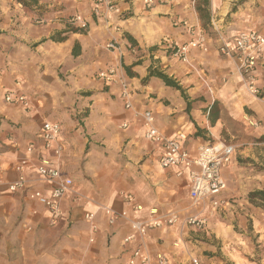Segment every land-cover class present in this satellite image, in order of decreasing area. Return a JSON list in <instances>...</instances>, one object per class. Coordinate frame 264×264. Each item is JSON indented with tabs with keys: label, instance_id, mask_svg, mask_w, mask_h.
Masks as SVG:
<instances>
[{
	"label": "crops",
	"instance_id": "1",
	"mask_svg": "<svg viewBox=\"0 0 264 264\" xmlns=\"http://www.w3.org/2000/svg\"><path fill=\"white\" fill-rule=\"evenodd\" d=\"M98 1L39 0L33 8L35 19H31L21 4L0 0V11L9 21L0 30L5 40L13 41L11 47L7 46L12 48L9 53L13 51L16 61H21V50L31 49L36 61L46 66L43 73L50 74L51 80V89L45 93L36 91L40 106L32 113L12 107L2 114L6 121L0 125V258L32 253L37 258L35 264H63L74 255L81 263L73 264H116L141 248L153 256L166 254L171 264H188L189 260L190 264L193 260L206 264L204 258V263L200 260L205 251L212 253L208 264H223L218 250L232 264H256L239 244L241 239L242 244L247 242L233 235L228 229L232 225L227 222L216 225L213 217L209 224L210 238L223 245L219 249V244H205L202 237L185 226V218L190 214L204 215L207 207L226 215L232 208L230 203L237 202L228 199L231 190L249 185V173L242 169L237 151L223 171L226 189L215 198L219 205L215 206L212 198L195 203L189 195V174L178 177L176 170L160 167L163 147L145 140L135 113L153 111L156 126L165 137H185L182 143L192 155L202 144L227 142L224 137L229 135L232 124L264 136V129L247 124L264 120V67L254 73L255 86L261 91L258 99L249 92L240 74L238 58L221 55L217 34L206 35L197 12L200 0H154L153 6H148L147 0H108L113 11ZM214 2L219 5V0ZM97 7L101 9L99 15L94 13ZM222 20L225 19L212 18V25L225 35L231 49L242 31L264 35V9L260 7L240 11L220 25ZM82 24L86 28L82 29ZM74 29L80 31L73 32ZM193 30L205 35L208 51L192 50L185 64L174 58L168 47L190 42ZM54 36L64 40L53 42ZM74 48L79 51L75 57ZM108 69H114L116 75L108 81L99 79V73ZM150 69L178 83L187 99L161 79L150 77ZM46 75L38 74L39 79H46ZM125 88L131 95L132 110L125 108ZM215 103L219 118L212 122L211 107ZM82 113H86L83 118ZM46 121L62 125L60 141L64 152L59 160L37 139ZM32 143L35 150L27 161L31 188L11 194L7 184L16 180L15 166L26 160V149ZM98 145L103 152L95 150ZM41 158L50 159L74 183L72 192L61 203V218L55 225L51 224L48 210L28 197L33 190L50 193V186L36 173ZM127 193L143 207L142 212L134 211L124 201L121 195ZM190 203L195 204L191 207ZM245 203L260 208L248 198ZM103 207L126 211L128 219L110 226ZM150 209L162 215L174 212L179 222L152 229L142 241L125 245L123 241L131 233L130 222L145 221ZM87 213L96 215L94 227L84 218ZM17 222L20 234L14 233ZM69 225L73 229L68 230ZM22 239L27 240L26 244ZM49 239L53 244L47 250ZM42 257L47 258L41 262Z\"/></svg>",
	"mask_w": 264,
	"mask_h": 264
},
{
	"label": "built area",
	"instance_id": "2",
	"mask_svg": "<svg viewBox=\"0 0 264 264\" xmlns=\"http://www.w3.org/2000/svg\"><path fill=\"white\" fill-rule=\"evenodd\" d=\"M99 4H104L105 9L113 11L114 7L108 0H99ZM154 0H147L148 6L154 5ZM98 7L95 9V15H99ZM77 20H72L76 22ZM81 28H86L85 24ZM192 39L190 42L181 46H170L172 56L182 63L189 62L192 50H200L207 52V38L201 32L193 30L191 32ZM217 40L219 43L218 51L221 55L228 58H238L240 62V74L248 83L249 92L256 98H261V91L255 86L254 73L257 68L264 67V35L256 31H242L237 34L234 47L231 49L228 39L217 30ZM109 48H114L109 45ZM116 75L114 69H108L99 73V79L110 80ZM20 87V84H17ZM130 93L125 88L122 98L126 101L125 108L132 110L133 106L130 102ZM7 104H18L26 110L29 109L30 103L28 97L19 88L14 92H8L4 95ZM135 116L141 121L143 127V136L146 141L153 144H161L163 147V155L159 159L160 167L164 169L176 170L177 176L181 177L185 172L189 174V195L193 202L200 203L207 199H214L213 204L218 206L219 203L215 198L226 189V181L223 177V171L234 159L235 146L224 142L205 143L198 147L195 155H192L182 143L185 137L180 136L177 139H168L156 126V115L151 110H145L141 113L136 112ZM253 125H257L256 123ZM127 126L125 125L124 128ZM62 134V125L54 121H46L43 123L37 139L42 141L45 150L53 151L56 159H60L64 152V145L60 141ZM35 150V144L32 143L26 149V160L19 162L15 166L17 173L16 180L7 184L8 192L11 194L28 192L31 188L30 179L28 177V159L29 155ZM36 173L39 180L50 186V193L46 195L40 190H33L28 193L30 200L38 202L48 210L52 225L58 223L61 218V203L72 192L74 183L71 179L65 177L61 170L54 165L48 158H41L36 166ZM124 201L131 205L136 212H142L143 207L134 203L132 194H122ZM102 212L107 218L110 226L116 225L119 221L127 220L128 213L126 211L117 212L111 208L103 207ZM96 215L94 213L85 214L84 218L94 227ZM178 215L174 212L162 215L157 209H150L148 218L145 221L133 220L130 222L131 233L124 239V244L129 245L137 239L143 240L152 229H161L166 226L176 224ZM187 224L195 229H202L205 225L203 219L190 217ZM171 264L166 254L158 253L151 255L145 249L137 248L131 251L127 260L117 262L116 264ZM192 264H201L198 260H193Z\"/></svg>",
	"mask_w": 264,
	"mask_h": 264
},
{
	"label": "rangeland",
	"instance_id": "3",
	"mask_svg": "<svg viewBox=\"0 0 264 264\" xmlns=\"http://www.w3.org/2000/svg\"><path fill=\"white\" fill-rule=\"evenodd\" d=\"M14 1L18 3L17 0ZM208 1L209 5L207 6V11L208 15L210 14V18L209 20H206L204 23H202L203 29L206 30V35H208V37L213 36V33L217 34V30H219L215 28V25H212V18L214 19V21L224 18L225 20H222L220 22L221 25L224 23V21H231L233 15H236L240 13V11H244L248 8L260 7L264 9V0H219V5H216L214 0H211V2L210 0ZM200 5H203L202 1H200ZM23 9L26 15L29 16V18L35 19L33 8L25 9L23 7ZM224 12H226L227 14H224ZM3 15L4 14H2V12L0 11V28L2 24L7 23L8 21V17H4ZM214 28L216 29V32H213ZM3 35L4 33L0 30V125H2L4 121H6V118L2 115L4 111L9 110L12 107H16L22 111L25 109L23 106L18 104H7L4 100V94L8 92H14L19 88L28 97L30 103L29 109H25V111L28 113H32L36 109V107L40 106V103L36 101V97H39L36 91L45 93L46 90L51 87H49V85H51V80L50 78H48L50 74L43 73V69H45L46 66H41L36 61V57L33 51L31 49L28 50L27 48H24V50H21L23 52V56L21 58L19 57L21 61H16V56H14L13 51L12 53H9L11 52L12 48L7 49V46L10 45L11 47L13 41H8L7 39L5 40V37ZM33 48L34 47H32V49ZM25 50H27V52H25ZM4 52H7L5 53L7 54V56H4ZM19 58H17V60ZM16 67H18L17 70ZM38 74H40L41 76L47 74V78L39 79ZM23 75H26L25 79L22 78ZM17 84H20V87H17ZM33 91H35L34 94ZM85 116L86 113L81 114L82 118ZM247 124H249L248 126L257 130L264 129V120L257 121V125H253L255 123L251 122H247ZM224 138L227 143L235 146L237 155L241 158L239 162L242 169L244 171L246 170L249 173V175H246L249 185L247 184V186H241V188L231 190L228 199L231 202L233 200L237 202L230 203L232 205V208L226 215H224L223 212L221 213L220 210L215 211L207 207L206 214H190L187 218H185V226L198 237H202L203 240L201 241H204L205 244H208L207 241L213 242V246L215 244H219V249L220 247H223V245H221L220 240H214L212 236L210 238L208 234L210 232L209 224L211 222V218L213 217H216V225L221 224V222L223 224L227 222L228 224L232 225V227L228 228L229 230H232V234H236L238 238L241 236L244 241L247 242L244 245L242 244L241 239L239 241V244L244 246L246 253H250L249 255H247L249 256L250 261L256 264H264V211L260 208L253 207L249 203H245V200L249 197V190L264 189V136L258 133H254L252 130L241 129L239 124L236 123L235 125L232 124V129L229 131V135ZM101 147L102 146L98 145L97 148H94L95 150L97 149L98 152H103V149ZM122 193H125V191H122ZM193 204L195 203H190V206L192 207ZM207 205L208 204H206V206ZM254 212L258 213V215H253ZM190 217L203 219L205 221L204 227L198 230L188 225L187 220ZM178 222L179 221H177V223ZM223 224L220 226L224 227ZM19 226V222H17L13 226L16 228L14 229V233L18 232V234H20V229H18ZM71 228L73 229V227L69 225L68 230H70ZM22 240L26 244L27 240ZM32 243L34 244L35 242L32 241ZM52 244L53 239H49L48 244H46V249L48 250V248ZM211 255V252L205 251L201 254L200 260L203 262L202 258H204L206 264H208ZM217 256L220 258L223 264H232L231 261L220 254L219 250ZM46 258L47 257H42L40 261H45ZM75 259L77 258L73 255L71 256V260H65L63 264H73L76 262L81 263L79 259ZM189 261H187L188 264H190ZM34 262H37V258H35L32 253L0 258V264H35Z\"/></svg>",
	"mask_w": 264,
	"mask_h": 264
},
{
	"label": "trees",
	"instance_id": "4",
	"mask_svg": "<svg viewBox=\"0 0 264 264\" xmlns=\"http://www.w3.org/2000/svg\"><path fill=\"white\" fill-rule=\"evenodd\" d=\"M200 1L203 2V5L200 7H197V12L200 15V19H201L202 23H204L206 20H209V18H210V14L208 15V11H207V6L209 5V1L208 0H200ZM17 2L19 4H21L25 9H32V8L38 6V4H39V0H17ZM78 31H80V29H74L73 30V32H78ZM62 40H64V38H61L58 36H54L51 39V41H53V42H60ZM78 54H79V51L77 50V48L76 49L74 48L72 55L75 57ZM125 70H126V72H128L130 75L133 76V73H131L127 67H125ZM150 77H156V78L161 79L166 86L172 87L176 90L181 91L184 98H186L184 91L178 85V83H176L174 80L170 79L167 75L161 73L157 69H155V70L150 69ZM189 108H191V106L188 104V109ZM211 116L213 119L212 122H215L219 118V111L217 110V103H215L211 107ZM248 198H249V201L251 203L255 204L256 206H258L264 210V191L251 192L249 194Z\"/></svg>",
	"mask_w": 264,
	"mask_h": 264
}]
</instances>
